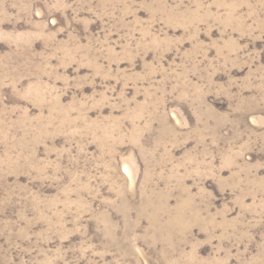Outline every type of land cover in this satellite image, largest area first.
I'll return each mask as SVG.
<instances>
[{
    "label": "rangeland",
    "instance_id": "1",
    "mask_svg": "<svg viewBox=\"0 0 264 264\" xmlns=\"http://www.w3.org/2000/svg\"><path fill=\"white\" fill-rule=\"evenodd\" d=\"M0 264H264V0H0Z\"/></svg>",
    "mask_w": 264,
    "mask_h": 264
}]
</instances>
